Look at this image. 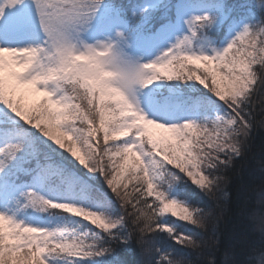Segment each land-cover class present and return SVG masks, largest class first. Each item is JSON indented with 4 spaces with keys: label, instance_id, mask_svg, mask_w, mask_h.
Here are the masks:
<instances>
[{
    "label": "snow or ice",
    "instance_id": "obj_1",
    "mask_svg": "<svg viewBox=\"0 0 264 264\" xmlns=\"http://www.w3.org/2000/svg\"><path fill=\"white\" fill-rule=\"evenodd\" d=\"M23 3L0 2V264H127L132 242L187 264L188 225L214 249L264 95V5L30 0L36 31L7 15Z\"/></svg>",
    "mask_w": 264,
    "mask_h": 264
},
{
    "label": "trees",
    "instance_id": "obj_2",
    "mask_svg": "<svg viewBox=\"0 0 264 264\" xmlns=\"http://www.w3.org/2000/svg\"><path fill=\"white\" fill-rule=\"evenodd\" d=\"M28 0H24V3ZM237 3H244L254 6L252 9L259 18L261 6L264 0H235ZM27 4V3H26ZM25 16L35 14L30 5L20 11ZM198 83V82H196ZM181 83V87H184ZM35 97H29L30 102ZM264 95H260L255 101V123L248 140V152L245 161L242 163L240 183L229 182L225 185L226 197L223 200V214L216 224V236L214 249L209 248L212 233H205L202 229L187 226V231L204 240L203 248L197 250L186 248L185 257L187 264H205L207 260H219L222 258L225 245L231 244L235 259L238 264H259L260 255L264 252V114L261 113L260 103ZM243 189V191H241ZM206 202V198H204ZM239 236V239L235 237ZM171 252V249H169ZM116 253L121 254L127 264H145L146 258L140 254L139 247L135 242L124 248H116ZM211 253V254H210ZM159 259V257H157ZM104 264V261H101Z\"/></svg>",
    "mask_w": 264,
    "mask_h": 264
},
{
    "label": "rangeland",
    "instance_id": "obj_3",
    "mask_svg": "<svg viewBox=\"0 0 264 264\" xmlns=\"http://www.w3.org/2000/svg\"><path fill=\"white\" fill-rule=\"evenodd\" d=\"M0 2H2V0H0ZM26 3H23V5L15 8V9L9 10L8 13H7L8 17H13V16H16L17 14H21L20 11L23 8H25L28 5H30V0H28V2H26ZM27 17L31 20V23L33 25L34 30L39 31V29L37 28V17H36V15L33 14V15H29ZM27 42L28 41L21 40V41H14L13 43H27ZM35 42H37V41H33V43H35ZM29 219H32V218L29 217ZM46 219L51 221L53 224H55L57 222L58 218L55 215H51V216H47ZM73 219H75V218H73ZM68 226L69 227H75V224H69Z\"/></svg>",
    "mask_w": 264,
    "mask_h": 264
},
{
    "label": "clouds",
    "instance_id": "obj_4",
    "mask_svg": "<svg viewBox=\"0 0 264 264\" xmlns=\"http://www.w3.org/2000/svg\"><path fill=\"white\" fill-rule=\"evenodd\" d=\"M44 55V53H42V56ZM72 86L69 85V88H71ZM261 256H264V252L261 253ZM205 264H215V259L212 260H207L205 261ZM228 264H238L237 260L235 259V253L231 254V257L228 261ZM259 264H261V261H259Z\"/></svg>",
    "mask_w": 264,
    "mask_h": 264
}]
</instances>
